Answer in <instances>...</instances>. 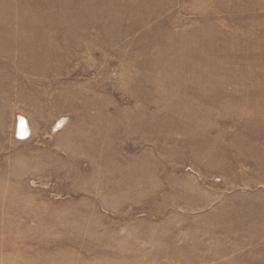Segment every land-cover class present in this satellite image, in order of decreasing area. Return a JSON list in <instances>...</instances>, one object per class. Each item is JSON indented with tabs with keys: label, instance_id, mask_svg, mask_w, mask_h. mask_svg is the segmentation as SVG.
I'll list each match as a JSON object with an SVG mask.
<instances>
[{
	"label": "rangeland",
	"instance_id": "obj_1",
	"mask_svg": "<svg viewBox=\"0 0 264 264\" xmlns=\"http://www.w3.org/2000/svg\"><path fill=\"white\" fill-rule=\"evenodd\" d=\"M0 264H264V0H0Z\"/></svg>",
	"mask_w": 264,
	"mask_h": 264
},
{
	"label": "bare ground",
	"instance_id": "obj_2",
	"mask_svg": "<svg viewBox=\"0 0 264 264\" xmlns=\"http://www.w3.org/2000/svg\"><path fill=\"white\" fill-rule=\"evenodd\" d=\"M17 132H18V136L20 137L21 140L26 139L23 137V135H24V133L27 132V128H26L25 122L23 120H19ZM24 136H26V135H24Z\"/></svg>",
	"mask_w": 264,
	"mask_h": 264
},
{
	"label": "crops",
	"instance_id": "obj_3",
	"mask_svg": "<svg viewBox=\"0 0 264 264\" xmlns=\"http://www.w3.org/2000/svg\"><path fill=\"white\" fill-rule=\"evenodd\" d=\"M25 140V139H24Z\"/></svg>",
	"mask_w": 264,
	"mask_h": 264
}]
</instances>
